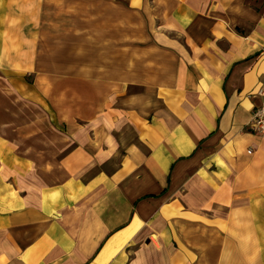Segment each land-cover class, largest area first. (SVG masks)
<instances>
[{
  "label": "crops",
  "instance_id": "crops-1",
  "mask_svg": "<svg viewBox=\"0 0 264 264\" xmlns=\"http://www.w3.org/2000/svg\"><path fill=\"white\" fill-rule=\"evenodd\" d=\"M264 0H0V264H264Z\"/></svg>",
  "mask_w": 264,
  "mask_h": 264
},
{
  "label": "built area",
  "instance_id": "built-area-1",
  "mask_svg": "<svg viewBox=\"0 0 264 264\" xmlns=\"http://www.w3.org/2000/svg\"><path fill=\"white\" fill-rule=\"evenodd\" d=\"M256 94L260 97V101L253 107L247 126L264 138V86H260Z\"/></svg>",
  "mask_w": 264,
  "mask_h": 264
}]
</instances>
